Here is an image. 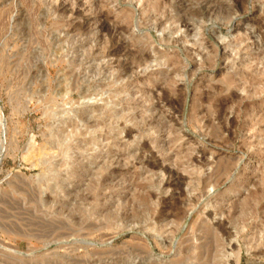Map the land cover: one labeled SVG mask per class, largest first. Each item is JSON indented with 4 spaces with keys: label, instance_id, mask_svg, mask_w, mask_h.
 <instances>
[{
    "label": "rangeland",
    "instance_id": "374dc122",
    "mask_svg": "<svg viewBox=\"0 0 264 264\" xmlns=\"http://www.w3.org/2000/svg\"><path fill=\"white\" fill-rule=\"evenodd\" d=\"M0 264H264V0H0Z\"/></svg>",
    "mask_w": 264,
    "mask_h": 264
}]
</instances>
